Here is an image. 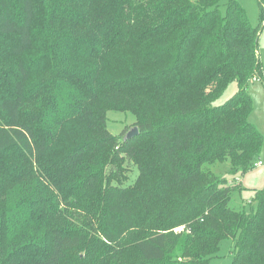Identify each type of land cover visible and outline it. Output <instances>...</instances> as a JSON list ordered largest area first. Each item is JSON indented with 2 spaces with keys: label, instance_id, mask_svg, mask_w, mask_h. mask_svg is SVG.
Listing matches in <instances>:
<instances>
[{
  "label": "trees",
  "instance_id": "1",
  "mask_svg": "<svg viewBox=\"0 0 264 264\" xmlns=\"http://www.w3.org/2000/svg\"><path fill=\"white\" fill-rule=\"evenodd\" d=\"M220 1L0 0V264H208L226 238L230 264H264V187L235 210L204 171L263 144L258 28Z\"/></svg>",
  "mask_w": 264,
  "mask_h": 264
},
{
  "label": "rangeland",
  "instance_id": "2",
  "mask_svg": "<svg viewBox=\"0 0 264 264\" xmlns=\"http://www.w3.org/2000/svg\"><path fill=\"white\" fill-rule=\"evenodd\" d=\"M227 0H221L220 5H225ZM239 5L244 9L249 24L258 28V49L257 55L260 63V76L254 77L246 87V93L252 102V110L249 114V121L261 133L263 144L260 154L256 157L255 162L260 161L261 164L251 167L244 172H238L233 176L227 175L228 163L214 162L204 165V170L210 175L211 179L217 177H228V185L235 186L231 192L228 206L235 210L248 211L250 206L255 204L253 194L256 190L264 187V11L261 13L259 0H237ZM237 90L236 82L229 83L221 97L216 101L222 104L229 99ZM136 119L130 112H124L117 109H110L106 112L107 129L119 135L123 130L128 131L134 124ZM129 182H131L137 172L135 167L129 170ZM214 175L215 177H212ZM183 228L182 225L175 226L169 231L177 232ZM234 243L230 238L221 240L219 251L216 256L209 260L208 264H230L233 256Z\"/></svg>",
  "mask_w": 264,
  "mask_h": 264
},
{
  "label": "water",
  "instance_id": "3",
  "mask_svg": "<svg viewBox=\"0 0 264 264\" xmlns=\"http://www.w3.org/2000/svg\"><path fill=\"white\" fill-rule=\"evenodd\" d=\"M138 133V129L137 126L132 127L131 129H129L126 134H125V138L128 139L134 135H136Z\"/></svg>",
  "mask_w": 264,
  "mask_h": 264
},
{
  "label": "built area",
  "instance_id": "4",
  "mask_svg": "<svg viewBox=\"0 0 264 264\" xmlns=\"http://www.w3.org/2000/svg\"><path fill=\"white\" fill-rule=\"evenodd\" d=\"M260 164H261V162L258 161V162H256V163L254 164V166H258V165H260Z\"/></svg>",
  "mask_w": 264,
  "mask_h": 264
}]
</instances>
